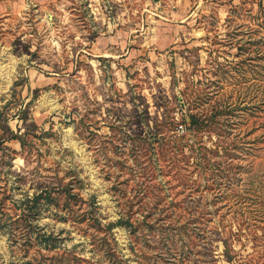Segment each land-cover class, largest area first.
<instances>
[{
  "label": "rangeland",
  "instance_id": "rangeland-1",
  "mask_svg": "<svg viewBox=\"0 0 264 264\" xmlns=\"http://www.w3.org/2000/svg\"><path fill=\"white\" fill-rule=\"evenodd\" d=\"M6 10L0 264H115L109 245L121 264H264V235L235 237L229 260L217 232L190 219L208 177L197 150L173 136L195 96L217 87L220 61L234 59L233 17L263 19L264 0H33ZM212 145L205 136L207 161ZM36 192L41 201L23 216ZM120 217L134 231L107 230ZM31 221L57 233L59 247L38 242L41 228L25 239Z\"/></svg>",
  "mask_w": 264,
  "mask_h": 264
},
{
  "label": "trees",
  "instance_id": "trees-1",
  "mask_svg": "<svg viewBox=\"0 0 264 264\" xmlns=\"http://www.w3.org/2000/svg\"><path fill=\"white\" fill-rule=\"evenodd\" d=\"M233 19L234 29L225 41L236 47L234 59L220 61L223 74L210 83L217 87L205 88L195 96L196 110L187 108L182 113L179 119L184 124L182 132L176 127L178 131L173 134L178 141L182 139L188 144L192 152L197 150V164L208 177L203 204L187 213L191 214L190 219L199 220L204 232H217L229 260L234 258L235 237L242 233L249 238L264 235V152H254L259 148L257 141H264V121L256 124L250 120L259 110L264 111V16L254 17L255 22ZM172 122L178 125L176 120ZM259 127L263 131L252 136ZM205 136L212 141V147H207L215 155L208 161L199 154ZM42 195L36 192L32 197L26 196L21 214L31 215ZM120 225H130L134 231L136 224L120 217L104 226L109 230ZM29 228L22 234L25 239L33 228H41L36 235L38 242L49 250L59 247L60 238L54 231H42V226L33 221L29 222ZM106 251L111 263L121 264L113 245Z\"/></svg>",
  "mask_w": 264,
  "mask_h": 264
},
{
  "label": "crops",
  "instance_id": "crops-1",
  "mask_svg": "<svg viewBox=\"0 0 264 264\" xmlns=\"http://www.w3.org/2000/svg\"><path fill=\"white\" fill-rule=\"evenodd\" d=\"M33 0H0V7L7 9L5 13L16 12L27 6Z\"/></svg>",
  "mask_w": 264,
  "mask_h": 264
}]
</instances>
